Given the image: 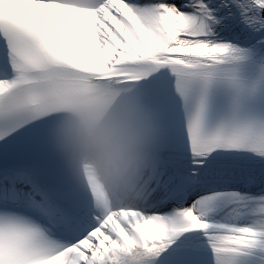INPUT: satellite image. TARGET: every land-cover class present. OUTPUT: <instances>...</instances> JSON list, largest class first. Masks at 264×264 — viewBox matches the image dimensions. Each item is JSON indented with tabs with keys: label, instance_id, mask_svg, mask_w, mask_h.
Returning <instances> with one entry per match:
<instances>
[{
	"label": "snow or ice",
	"instance_id": "obj_1",
	"mask_svg": "<svg viewBox=\"0 0 264 264\" xmlns=\"http://www.w3.org/2000/svg\"><path fill=\"white\" fill-rule=\"evenodd\" d=\"M102 80L155 124L132 200L52 143ZM0 264H264V0H0Z\"/></svg>",
	"mask_w": 264,
	"mask_h": 264
},
{
	"label": "clouds",
	"instance_id": "obj_2",
	"mask_svg": "<svg viewBox=\"0 0 264 264\" xmlns=\"http://www.w3.org/2000/svg\"><path fill=\"white\" fill-rule=\"evenodd\" d=\"M135 85L92 81L70 92L51 125L55 150L78 182L104 200H132L155 138Z\"/></svg>",
	"mask_w": 264,
	"mask_h": 264
}]
</instances>
